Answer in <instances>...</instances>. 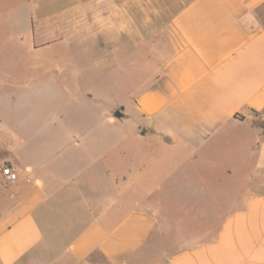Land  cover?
I'll return each mask as SVG.
<instances>
[{"label": "crops", "instance_id": "0c3cea01", "mask_svg": "<svg viewBox=\"0 0 264 264\" xmlns=\"http://www.w3.org/2000/svg\"><path fill=\"white\" fill-rule=\"evenodd\" d=\"M50 2L64 5L26 1L29 34L42 26L32 15ZM86 8H103L112 45L165 47L133 103L111 105L106 117L121 107L142 125L138 147L167 151L153 173H208L201 189L233 196L187 201L179 221H166L156 203L130 207L135 180L114 182L129 171L124 153L114 167L112 134L81 135L96 125L87 117L41 118L0 135L9 143L0 162L17 172L13 182L0 174V264H264V127L256 124L258 115L264 122V0H73L71 11Z\"/></svg>", "mask_w": 264, "mask_h": 264}, {"label": "rangeland", "instance_id": "374dc122", "mask_svg": "<svg viewBox=\"0 0 264 264\" xmlns=\"http://www.w3.org/2000/svg\"><path fill=\"white\" fill-rule=\"evenodd\" d=\"M26 1L0 0V135L28 129V125L35 126L41 118L54 123L67 117L96 120V125L92 123L89 129L81 127L79 132L83 135L88 130L86 135L98 138L112 134L114 167L120 166L122 153L127 156L125 169L129 173H114V182L120 183L127 177L135 180L137 189L134 183L129 192L130 207L136 205V199L150 205L156 203L166 221L170 217L173 221L183 220V205L187 201L233 196L227 187L225 191L201 189L202 180L211 181L213 175L208 173L186 175L183 167L172 175L153 173V163L167 155V151L149 144L138 147L137 135L143 128L135 115L122 121L106 117L111 105L125 108L133 103L138 88L156 75L164 58L163 45L133 46L125 40L112 45L105 40L103 8L93 13L86 8L74 15L73 0H60L64 5L50 2L42 12L33 14L34 23L42 26H35L29 34L24 13ZM167 8L164 5L162 10ZM164 16L161 14L160 22L158 18L153 23L162 24ZM80 21L82 29H74V23ZM158 36L155 32L150 40ZM30 41L34 42L32 48L28 46ZM261 119L258 115L256 124L264 127ZM8 145L3 139L0 141V158L7 155ZM227 161L231 168L233 157ZM3 165L0 162V174ZM139 170L141 173H137ZM231 176L225 173L219 178L224 177L232 188ZM186 178L193 185L191 189L186 190ZM5 188L0 180V194ZM162 242L167 246V238Z\"/></svg>", "mask_w": 264, "mask_h": 264}, {"label": "built area", "instance_id": "2783aa9c", "mask_svg": "<svg viewBox=\"0 0 264 264\" xmlns=\"http://www.w3.org/2000/svg\"><path fill=\"white\" fill-rule=\"evenodd\" d=\"M2 175L10 182H13L17 179V172L11 166H4L1 170Z\"/></svg>", "mask_w": 264, "mask_h": 264}, {"label": "water", "instance_id": "95a60500", "mask_svg": "<svg viewBox=\"0 0 264 264\" xmlns=\"http://www.w3.org/2000/svg\"><path fill=\"white\" fill-rule=\"evenodd\" d=\"M113 119L117 120V121H122L123 119L126 118V115L124 114L123 110L121 108H117L113 115H112Z\"/></svg>", "mask_w": 264, "mask_h": 264}]
</instances>
